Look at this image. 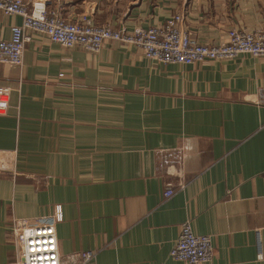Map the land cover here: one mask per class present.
<instances>
[{
  "label": "crops",
  "instance_id": "crops-1",
  "mask_svg": "<svg viewBox=\"0 0 264 264\" xmlns=\"http://www.w3.org/2000/svg\"><path fill=\"white\" fill-rule=\"evenodd\" d=\"M47 1L128 31L181 13L205 45L264 25V0ZM20 24L0 11V41ZM0 87L11 90L0 264L18 260L12 222L50 219L58 206L60 254L90 251L91 264H185L169 257L185 222L210 237L212 264H264V58L162 64L133 45L92 53L34 33L20 67L0 64Z\"/></svg>",
  "mask_w": 264,
  "mask_h": 264
},
{
  "label": "built area",
  "instance_id": "built-area-1",
  "mask_svg": "<svg viewBox=\"0 0 264 264\" xmlns=\"http://www.w3.org/2000/svg\"><path fill=\"white\" fill-rule=\"evenodd\" d=\"M48 3L47 0H0L3 14L21 18V24L11 28L10 39L0 41V64L20 67L25 45L34 33L43 35L62 48L79 47L92 53H98L111 41L133 45L145 58L162 64L193 65L205 61H225L241 54L264 58V25L254 31L233 28L220 44L205 45L198 43L182 28L184 14L181 13L172 15L161 25L128 31L99 25L88 14L69 19L57 9L49 8ZM10 92L9 88L0 87V115L7 113ZM6 157L7 163L13 160L11 152L6 153ZM173 192L168 186L163 192L164 198L170 197ZM61 220L59 206L50 219L14 220L11 234L18 253L16 264H91L95 253L90 251L60 254L56 224ZM260 243L257 233V248H260ZM169 257L185 264H212L211 239L195 235L190 223L185 222L169 251Z\"/></svg>",
  "mask_w": 264,
  "mask_h": 264
}]
</instances>
